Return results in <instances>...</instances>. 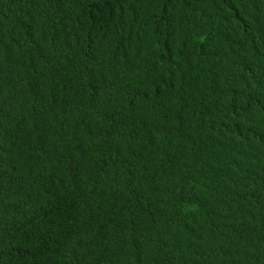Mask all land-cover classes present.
I'll return each instance as SVG.
<instances>
[{
	"label": "trees",
	"instance_id": "16d2710c",
	"mask_svg": "<svg viewBox=\"0 0 264 264\" xmlns=\"http://www.w3.org/2000/svg\"><path fill=\"white\" fill-rule=\"evenodd\" d=\"M0 264H264V0H0Z\"/></svg>",
	"mask_w": 264,
	"mask_h": 264
}]
</instances>
